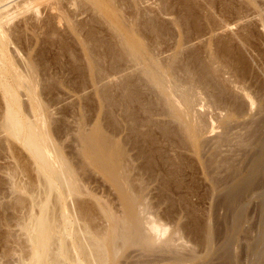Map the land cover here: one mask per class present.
<instances>
[{"label": "bare ground", "instance_id": "obj_1", "mask_svg": "<svg viewBox=\"0 0 264 264\" xmlns=\"http://www.w3.org/2000/svg\"><path fill=\"white\" fill-rule=\"evenodd\" d=\"M7 1L0 0V90L4 105L0 131L21 144L43 179V199L34 205L38 212L21 222L30 252L26 259H19L20 264H123L118 260L130 258L127 253L123 256L126 248L139 252L140 258L153 256L159 258L156 262L170 264H264V93L262 86L259 91L252 89V94L242 86L247 69L245 75L238 72L242 67L233 70L224 52L227 43L221 48L223 44L213 40L212 35L222 25L215 26L214 17L210 20L205 15L210 38L207 35L209 40L202 42L207 34L204 29L205 34L195 36L198 33H190V25L186 27L175 18L170 25L182 31L176 38L168 26L158 23L157 14L172 15L167 0H158V7L153 3L156 8L152 11L140 8L149 0H23L11 10V6L1 7ZM206 1L210 8L217 3ZM226 1H218L216 13L223 19L226 16L220 24L225 21L227 29L247 19L248 12L260 16L264 10L259 0H228L221 7ZM72 8L89 10L91 23L100 29L82 32ZM43 9L49 14L40 27L35 23ZM53 21L63 26L61 39H73L79 47L85 62L82 72L90 77L93 87L121 75L119 101L108 94L109 87L103 100L109 117L119 110L120 129L126 132L123 140L117 141L114 121L107 133L97 126L83 127L77 136L85 164L102 171L121 200L120 214L99 207L110 224L105 232L99 231L102 235L93 230L86 212L78 213L75 208L72 213L66 204L69 198L73 201L82 195V190L75 170L49 132L51 117L41 101L45 86L41 91L38 64L29 53L26 56L17 49L28 33L32 39L25 38L29 44H24L31 46L29 51L42 36L58 38ZM196 41L199 46L192 49ZM62 43L61 47L58 42V51H67ZM10 46L15 47L19 61ZM70 50L72 54L74 49ZM105 59L109 62L106 69ZM22 97L27 98L26 104ZM179 151L196 156L207 182L201 189L194 185L188 192L184 190L185 199L184 194L179 198L184 202L188 197L186 205L182 202L183 216L189 220L188 235L185 233L189 240L184 242L181 230L174 228L173 235L168 234L170 228L156 216L147 194L148 186L155 182H159L160 191L170 190L173 184L181 190L187 186L182 179L186 156ZM172 191H162L164 202H170ZM138 260L132 263L145 262Z\"/></svg>", "mask_w": 264, "mask_h": 264}, {"label": "rangeland", "instance_id": "obj_2", "mask_svg": "<svg viewBox=\"0 0 264 264\" xmlns=\"http://www.w3.org/2000/svg\"><path fill=\"white\" fill-rule=\"evenodd\" d=\"M22 1L23 0H10V1L3 3L4 6L2 4L1 7L6 8V7L11 6L8 8V10H11L14 8L15 4L20 3ZM205 1L206 0H193V1L192 0H167L168 4L166 5L168 7L170 6L168 12L170 14L172 13V15L171 16L169 15L166 17V15L157 14V21L159 24H163V26H166V27L168 26L169 33H171L172 35L174 34L173 36H176L177 38V36L182 31L179 30L180 28L174 27L173 25H170V24H172L171 21L173 19L178 18L183 24H186V27L190 25L188 28L189 29L193 28V30L190 29V33H194V34L196 32L198 33V34H195V36L199 34L202 35V34H205V32H207L205 37L201 38L202 42L204 41L205 38H206L205 40L207 41L210 38V34L208 35L209 29H206L209 19L210 20L214 19V22L213 21L212 22L215 24V26H216V23L218 24V26L225 25V27L219 26L222 29H219L217 33H214L212 35L213 40L215 42H218L216 41L218 39L220 44H223V46L221 45V48L224 47V43H227L226 44L227 46L225 45L226 49L225 48L223 49H225L224 52H225L226 57L228 55L229 58L232 57L233 59L231 60L227 58L233 70L235 68V71H236V69H240L242 67V70H238V72L240 73V71H242V74H244L245 73L244 70L247 69L246 70L247 72L245 74H248V75L244 74L245 75L244 77L246 78L247 81L244 80L245 81L243 83L244 85L242 84L241 85L245 86L247 91L248 92L250 91L249 93L251 94L255 93L256 90L259 91L260 87L262 86L261 93L262 92L264 93V89H263L264 87L263 86L264 85V71L263 70L264 69H262L264 68V10L263 12L259 14L260 16H258V13L248 12L247 13L248 18L246 17L247 19H244V21L242 22L240 21L241 23L237 22L236 23V25L238 24L237 26L235 25V23L231 24L233 27L234 26L236 27L234 28L230 27L231 29L230 28L227 29L229 25L227 26L225 24L226 16H225V19H223L224 16L222 17L221 15H218V13H216V10L218 11V7H217L218 1L222 3L226 0L224 1L214 0V2L212 1L213 2L212 4H214L215 1L217 2L215 3V6L213 5L214 8L216 7L215 9L213 8V6L210 8L206 3L207 1L206 2ZM227 2L229 1L227 0L223 4L220 3L221 7ZM259 2L261 6L264 8V0H259ZM153 3L156 5V7H158V4H159L158 0H149V2L144 3L143 6L141 4L140 8H144V9H148L152 11L156 8L153 5ZM73 10L74 9L72 8L71 11L76 16V17L74 16V20L76 23L78 22L77 24L81 25L82 32L83 31L86 32L87 30L89 31L91 29H92L91 30L92 32H94V30L96 32L98 31L96 30L97 29L96 27L100 29L98 24L91 23L90 21L91 14L88 12L89 10L87 11L84 9L85 10V12L83 11L84 13L81 11L83 10V8H80L79 10L76 9V11H73ZM124 11L126 12V10ZM76 12H79V13H76ZM46 14L48 16L49 12L43 9L42 17L38 23L37 22L35 23V25L37 24L38 26V24L40 23L39 26L44 27V24H45L44 21L46 22V19H45ZM205 15L207 17L209 16L208 17L209 19L207 17L205 18ZM248 15H251V16H248ZM228 17H230V15L229 16L227 15V19ZM18 20L15 21V23H18ZM223 20H225L224 24H220ZM53 23L54 21L52 22V27H54V29L57 28L55 30L58 31V38H56L57 37L56 35L55 40L54 39L49 40L50 38L46 36H42L40 40L37 41V43H35L34 37H33L32 42H34L35 45L32 47L31 51H29L28 48H31V46L28 45L29 44L28 40H30L28 38L32 39V36H31V33H28V38L24 37L23 39H21L20 44L18 43L19 45L17 49L18 51L20 50L19 53L22 52L21 54L24 53L26 54V56H27V53H29L28 55L30 56V58L35 60L36 63L38 64V67H39L38 73L40 76L39 79H40V84H41V88H40L41 91H42V87L45 86V88H43L42 94L40 93L41 101H43L45 106H47L48 108L47 111L49 112V115L51 117V120L49 121V128H48L49 132L52 138H54V141L56 140L57 142L56 141L55 142L59 144V146L61 147L62 154H64L68 162L71 163L73 169L75 170L74 172L76 174L75 178H77L76 180L82 190V195L73 197L74 202L72 201V199L69 198L66 204L69 207V209L71 208L70 210L72 211V213H73V210H75V208L78 213L86 212L87 219L91 222L93 230L94 231L96 230L95 231L96 233L97 231L98 233H100L99 231L105 232L104 230H107L110 224L107 223L105 218H103V214L99 207L100 206L107 207L111 209V211L115 212L116 214L118 213L120 214L122 212L121 205H120L121 200L119 199V195L117 191L114 189L111 183L107 180L104 173L94 166H89L85 164L86 158L80 154V151L78 149L79 139L77 136L79 134V131L83 127L85 129H91V128L93 129L94 127L97 126V128H99L100 131L107 133L106 130L110 129L109 123L110 122L112 123L114 121L115 126H116V131H117L116 133H118L117 141L123 140L124 136L126 135L125 134L126 132L122 133L120 129L122 126L120 112L119 110L115 109L116 112L114 113L113 118L109 117L110 116L109 108L106 106L107 103L103 100L105 98L104 95L106 96L107 91L110 89V91H108L109 92L108 94L111 96L113 94L112 96L113 99L119 101L120 91L117 88L118 87L117 84H119L121 80V75L119 74V76H116V77L114 76L115 78L110 79L111 78L110 77L106 79L105 81L104 80L101 81V83L98 84V86L100 85L98 88L93 87L90 77L85 76L86 74L82 72V68L85 62H84L81 52L79 51L80 50L79 47L76 46V44L73 42L74 41L73 39L71 40L68 39L70 40V42H72L71 45H69L68 40H66L67 41L66 43L64 39H61L63 38L64 36L63 33L65 32L63 29V26L61 24L56 25V23L54 24ZM12 26L13 25H11V27ZM208 27L209 26H207V28ZM203 29L205 32H203ZM223 29L225 30L221 32L220 30H223ZM62 31L64 32L62 33ZM42 32L44 33V31ZM207 35L209 38H207ZM54 36L52 38H54ZM25 38H27L28 40ZM59 39L61 42L58 41ZM56 40L59 42V44L58 42L56 43ZM199 41H196L197 43L194 42V46L192 47V49H196L199 46L198 44ZM24 42L26 43L28 42V44L26 43L24 44ZM61 43L63 44V48L64 46L66 47L67 51L65 50L64 52L58 51L59 50L58 48L61 45ZM173 43L175 42L172 41L171 44ZM57 44L59 46H57ZM21 45L23 46L22 48H21ZM30 45L32 44L30 43ZM228 48H229V51L227 50ZM70 49L72 50L74 49L72 54H71L72 51ZM10 50L12 52V55L15 56L14 58L17 59L18 53L16 52L15 47L10 46ZM227 52L228 54H226ZM240 59H242L241 62H244V63L239 62ZM235 60H238V61H235ZM18 61H19V57H18ZM232 61L234 63H232ZM106 62H108L107 59L103 61L104 69L109 67L108 66L109 62H108V65ZM41 71H43L44 73ZM252 75H254L255 77ZM245 78L242 77V79H245ZM250 85H251V88H250ZM256 87L258 89H256ZM103 88L104 90L105 89L107 90V91L105 90L106 92L103 90V92L105 93H102ZM252 89L255 91L253 92ZM1 94L2 93L0 90V116L2 113V109H3L2 106H4L3 101H2L3 94L2 95ZM25 98L26 97H22V101L24 103L27 101V98L26 99ZM179 152H181V155H183V157L186 156L185 158L186 161L184 165L185 167L183 171L184 174H182L183 175L182 179L184 178L183 180H185L183 182V185L184 184L187 185L186 187L184 186L186 189L184 187H183L184 189L182 188V190L181 188L178 189L174 184L172 185V187H170V190L166 189V191L173 190L171 193H169L172 195V196L169 195V197L172 198L170 199L169 203H167L168 201L164 202L165 199L164 200L162 199L164 197L162 195V191H163V194H165L166 191L165 189H162V191H160L161 189L160 187H158L159 182H155L149 185L147 188V192H148L147 194H148V200L150 202V205L154 208L156 212V216L160 217V219L163 220L162 223L168 225L167 228L168 229L170 228L169 230L174 229V228L179 229V231L181 230L180 231L181 233L179 232L180 233L179 236L181 239L183 238L182 240L184 242V239L189 238V237L187 238V235H188L187 227H188L189 220L183 216L185 214L183 213L185 212L184 208L182 210V207H184V205L187 204L188 197H186L187 201L184 200L185 203L183 202V199H185L186 193L188 192V190H190L192 186L194 185L195 187L199 186L201 189L205 187V185H207V182L205 181V178L202 175V173H200L201 169L199 167V163L196 159V156L193 154H188L187 152L185 153V151H183V154H182V151H179ZM178 153L177 155H180ZM131 154L134 155V152H132ZM83 158H84V161H83ZM42 182H43V179H41L40 176L38 175L36 165L34 164L30 155L22 148L21 144L17 142L16 140L6 136L4 133L0 131V264H20L19 259L21 258L26 259L28 257L27 253L30 252V247L28 243L26 242V238H24L25 236L21 229V222L22 220L23 221L27 220L28 219L27 216H29L31 213L38 212L37 206H34V205L38 204V202H40V200L43 199L42 198L43 195L41 196V194H43L42 193L43 188L41 187ZM201 185L203 186L201 187ZM184 190L187 191V192L185 191V194H184ZM180 197L183 198L182 201H180L181 199ZM159 200L161 202H159ZM192 201L195 203L196 200H192ZM182 202L184 203V205L182 204ZM170 203H172L173 205ZM57 209H58L57 206L53 208V212L55 214L57 212ZM72 220H73V217H72ZM81 226H83V222H81ZM173 231L171 230V233H169L170 231H168V234H172ZM102 234L100 233L98 235H102ZM185 242H187V240H185ZM129 250L130 248H126L123 253V256L126 253H127L126 257L127 255L128 257L130 256L129 260L127 259L128 261L125 260L126 262H124L123 260L124 258L122 257L123 259H119L118 263L120 260H121L120 263H123V264L127 262L132 263L133 261L136 262L138 260V259L136 260V258L141 257L139 255L140 254L139 252L133 249H131L130 251ZM155 256H158V255H155ZM151 257L140 258V260L142 259L141 261L143 262L145 261L144 262L145 264H170L166 262H156L154 260L156 259L158 261L159 258L157 257L158 258L157 259L155 257L153 258V256ZM150 259L152 260L150 261ZM149 261L152 263H150Z\"/></svg>", "mask_w": 264, "mask_h": 264}]
</instances>
